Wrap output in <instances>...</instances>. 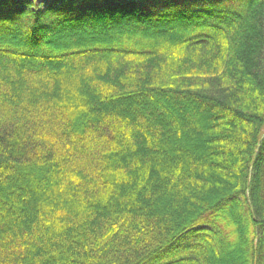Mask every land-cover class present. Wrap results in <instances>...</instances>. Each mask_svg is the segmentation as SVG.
<instances>
[{"label": "trees", "instance_id": "obj_1", "mask_svg": "<svg viewBox=\"0 0 264 264\" xmlns=\"http://www.w3.org/2000/svg\"><path fill=\"white\" fill-rule=\"evenodd\" d=\"M0 264H264V0H0Z\"/></svg>", "mask_w": 264, "mask_h": 264}, {"label": "rangeland", "instance_id": "obj_2", "mask_svg": "<svg viewBox=\"0 0 264 264\" xmlns=\"http://www.w3.org/2000/svg\"><path fill=\"white\" fill-rule=\"evenodd\" d=\"M40 1V0H39Z\"/></svg>", "mask_w": 264, "mask_h": 264}]
</instances>
